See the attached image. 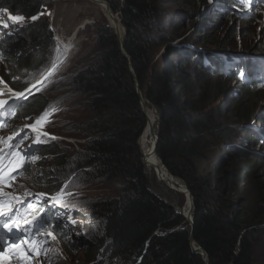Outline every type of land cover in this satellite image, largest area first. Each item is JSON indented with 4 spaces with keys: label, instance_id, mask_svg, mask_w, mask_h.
Masks as SVG:
<instances>
[{
    "label": "trees",
    "instance_id": "obj_1",
    "mask_svg": "<svg viewBox=\"0 0 264 264\" xmlns=\"http://www.w3.org/2000/svg\"><path fill=\"white\" fill-rule=\"evenodd\" d=\"M35 1L0 0V9L10 13L23 9L32 13ZM106 1L112 12H118L119 0ZM121 5V25L125 30L123 50L112 28H101L93 63L74 73L69 80L70 90L66 96L72 110L68 112L61 105L67 130L74 135L79 133L77 137L86 140L82 153L77 154L73 161V170L80 171L90 182L108 181L123 187L116 199L92 206L96 217L103 221L102 236L96 235L93 243V258L102 255L107 264H204L199 254L191 252L188 223L148 189L138 146L146 119L140 108L136 78L140 93L158 115L159 159L170 175L186 184L192 195L194 241L207 255L208 264H256L253 239L264 225V207L249 205L238 210L237 204L230 196H225L224 189L219 190L216 183L228 181L234 189L248 179L254 188L263 189L264 166L260 161L263 157L246 150V154L252 157H240L238 166L230 171L223 170V176H220L218 166L221 161L220 155L219 158L216 156V143L222 138L227 139L229 132L216 119V112L226 115L224 110H207L205 107L203 97L212 88L200 85L201 81L194 77L191 60L187 62L186 58L195 53L188 47H181L177 61H164L160 73L155 75L151 66L152 53L147 45H157L151 39L143 38L146 32H142L151 27L149 21L154 18L151 16L154 14L153 5L150 0H122ZM214 21L216 27L220 25L219 18ZM29 34L28 39H23L21 33L4 26V37L0 38V65L7 67L6 72L1 67L0 78L12 90H24L52 64L53 50L49 45L53 38L47 26L39 25ZM194 51L203 55L201 51ZM42 54L45 55L44 61L36 66ZM207 55L202 70L209 80L233 79L241 84L244 91L255 85L250 80L254 69L263 67L260 62L246 59L239 61L242 65L238 71L220 69L219 63L223 64L224 60L216 55ZM14 68L16 75L24 81L9 79L7 72L13 74ZM241 70L243 77L238 75ZM30 72H33L31 76ZM34 95L27 96L6 113L3 123L11 125L10 132H18L25 127L24 124L32 122L30 117L39 114L45 103L39 94ZM76 97L79 100L76 101ZM72 102H76L79 114L87 117L80 125ZM251 129L249 131L254 135H248L242 143L254 147L262 133ZM42 130L49 132L45 127ZM220 133L224 135L220 137ZM36 137L33 136L32 144L37 150ZM240 146L235 148L244 151L242 144ZM226 148L232 147L228 145ZM42 153L48 152L44 149ZM12 160L17 163L12 167L17 168L13 175L16 176L14 181L18 192H57V185L48 180L55 170L44 168L37 177L23 158L15 155ZM210 161H215L211 179L201 170ZM38 162L34 161L35 166ZM259 193L263 202L264 194L261 190ZM64 211L67 210L61 208L60 212ZM43 222L50 224L49 221ZM51 224L57 238L64 241L66 230L62 224L56 219Z\"/></svg>",
    "mask_w": 264,
    "mask_h": 264
},
{
    "label": "rangeland",
    "instance_id": "obj_2",
    "mask_svg": "<svg viewBox=\"0 0 264 264\" xmlns=\"http://www.w3.org/2000/svg\"><path fill=\"white\" fill-rule=\"evenodd\" d=\"M103 1L110 8L109 3L106 0ZM150 1L154 10V14L151 16L154 18L149 21L151 27L142 32H146L143 38L151 39L154 45H157L155 47L150 44L147 45L152 53L151 66L155 75L160 73L164 61L172 63L177 61L180 48L187 46L193 50L192 53H195L186 58L187 62L191 60L190 65L194 77L201 81L200 85L205 84L212 88L207 90L208 95L203 97L205 98V107L207 110L225 111L226 116H221L216 112V119L226 126L229 132L227 139L222 138L218 144L216 143V156L219 158L220 155L221 161L218 166L220 176H223V170L230 171L234 166H238L240 157H252L246 154V150L263 157L260 161L264 166V84L252 86L253 89L250 87L251 89L248 88L249 91H244L238 81L223 77L220 80H209L205 71L202 70L203 61H207V53L224 59L225 64L224 62L223 64L219 63L220 69L229 70L233 68V71H238L241 67V65L236 67L239 65V61L243 62L246 59L257 61L256 63L263 61L264 67V0ZM121 4L122 0H119L118 12H112L111 8L110 12L121 30L122 37H124L125 30L121 25L120 17ZM98 7L99 4H93L86 0H36L32 13L23 9L17 11V13L5 12L0 9V27H4L6 24L13 32L21 33L23 39H28L30 37L29 33L36 30L37 26H47L48 33L53 38V42L49 45L50 49L53 50L52 62L56 56L58 58L63 53L61 43L68 44L70 42L68 47L72 46L70 56L65 62L59 58V62L65 64L62 65L59 71L53 72L47 77L44 76V73L37 76L27 86V89L32 88L33 85L36 87L32 88L30 93L25 91V96L34 93L35 95L39 94L42 97V102L45 103L42 108L40 107L37 116L30 117L32 120L30 124L39 118L46 109H49L50 105H55L58 109L55 113L60 116H56L55 113L52 114L49 117V122L44 126L49 130L47 133L50 135L42 137L43 142L38 143L37 150L35 149L36 146L31 143V140L33 142V136L30 132L25 133L21 138V140H29L31 144L25 142L22 147L24 152L28 151L25 154L29 159L30 167H32L31 171L34 175L40 177V173L44 168L55 170L54 174L51 172L52 175H49L48 180L54 181V184L57 185V192L38 191V194L33 195L41 197L40 194L43 193L51 198L63 189L65 203L58 207L67 211L60 213L58 221L65 228L66 237L64 241H62V238L47 239V243H44L42 248L38 245V253H28L30 259L24 260L20 255L23 249L13 248L11 243L19 244L24 239L25 233L15 229L12 233H8L7 230L3 231L0 227V264H107L102 255H100V258H97V255L93 258L91 254L94 252L95 236H102L103 223L101 218L96 217L92 206H98L106 201L116 199L121 194L123 187L118 183L108 181L97 182L92 180L90 182L84 175L80 174V171L73 170V161L77 154L82 153L86 140L77 137L79 133L78 135L70 133L66 127V116H62L63 106L68 112L70 109L72 110L66 96L70 90L69 80L71 76L83 67L93 63L96 40L101 28L111 26L106 13L101 11L102 7H99L100 9ZM9 16H22L24 19L13 22L9 19ZM216 18L220 20V25L217 27L214 24ZM29 30L31 31L28 33ZM194 49L204 52L203 55L197 54ZM29 55L30 53L27 56ZM169 55L173 57L170 58ZM43 57L45 55L42 54L39 61H36V66L44 61ZM212 66L214 67V65ZM1 67H4L3 70L6 72V66L0 65V69ZM15 70L16 68H14L13 74L7 72L9 79L24 81L25 79L16 75L17 70ZM32 74L33 72H30V76ZM252 78L263 80L264 69H257V73ZM31 79L33 78L29 80ZM0 81L3 80L0 78ZM40 81H43L44 84L38 83ZM0 85L1 91H3V88L10 89L4 81ZM220 92H223L222 96ZM77 100L79 99L76 97ZM53 101H56V103H53ZM72 105L76 109L75 113L77 112L80 125L83 120L86 121L87 117L81 115V113L79 114L76 102H72ZM65 115L68 116V114ZM30 124H24V126ZM251 128L261 130L262 133V138L256 142L254 147H251L249 143H242V140L248 135H254L252 134L253 131H249ZM0 132V137H3L4 140L9 137V132L6 129L0 127ZM223 135V133H220L219 136L222 137ZM25 137L27 138L25 139ZM241 144L244 151L235 148L236 145L240 146ZM228 145H231L232 148L229 150L226 148L225 150V146ZM138 146L142 159L145 152L142 149L140 138ZM44 149L48 153H42ZM34 155L39 156V159H37L39 162L36 166L32 159ZM214 163L215 161H210L201 168L203 173L208 175L210 179L213 175ZM155 171L149 167L144 166L143 168L151 194L167 205L170 204L173 209L185 207V195L176 193L160 183L157 180ZM162 172L165 173L163 170ZM244 182V184L235 186L234 189L228 181H220L216 185H219V190L224 189L225 196H230L233 203L237 204L238 210L249 205L264 207V201L261 202L259 193V190H261L264 194V188H254L253 182L248 179ZM233 190H236V192L234 193ZM29 200H32V198H29ZM240 200H243V203H240ZM27 219H31V217ZM20 225L25 226L24 222ZM34 229L40 228L33 225V233L35 232ZM260 229L262 230L257 232L256 237L253 239L254 248L256 249L254 256L256 264H264V225ZM49 231L53 230L40 229L38 236L32 233L28 235L31 239L43 241L47 238ZM27 246L24 245V248H27Z\"/></svg>",
    "mask_w": 264,
    "mask_h": 264
},
{
    "label": "snow or ice",
    "instance_id": "obj_3",
    "mask_svg": "<svg viewBox=\"0 0 264 264\" xmlns=\"http://www.w3.org/2000/svg\"><path fill=\"white\" fill-rule=\"evenodd\" d=\"M9 19L13 22H19L24 19L22 16H9ZM35 19V17H33ZM7 27V25H4ZM54 71V69H53ZM52 72L49 73L51 75ZM238 75L243 77L244 72L241 70L238 72ZM3 81H0L2 83ZM41 85L43 84V81L38 82ZM36 86L33 85L32 88H35ZM32 88L26 89V93L32 92ZM26 93H16L17 98L25 97ZM3 93L0 92V95ZM9 103L8 100H0V109H3L5 105ZM58 109L55 105H50L49 109H46L44 113L41 114L39 118H37L32 124L27 125L32 132L37 134L36 140H34V143H41L43 142L42 137H48L50 134L47 132L42 131L44 126L49 122V117L54 114ZM27 137H25L26 139ZM54 139V137H52ZM14 139V137L10 136L7 138L8 141V148L9 151L5 152L3 147H0V227L3 229H6L8 233H12L13 229L19 232L25 233L24 239L19 243H11V247L17 248V249H23L21 251L20 255L22 259L29 260L30 257L28 255L29 251H37L38 253V245L42 248V245L44 243H47V239H56V236L54 234V231H49L47 233V238L43 241L31 239L29 237V233H32L33 235H39L40 229H36L33 233L32 226L36 224L40 219V215H31V219H25L24 225L21 226L19 224V220L22 218V216L26 217L29 216L31 213V210H33L35 207L38 206L39 201H37V204L34 205L31 202L25 205L23 209L20 208V205L24 204V198L23 197H13L12 199L15 200V203L12 202V200H6L5 196L8 194L4 192V189L13 187V184L9 181H14L16 179V176L13 175L14 172H17V168L15 167H9V165L13 164L12 156L15 149H19L20 144L23 143V140L19 141L15 145L11 143V141ZM5 142L3 137H0V145H3ZM15 155L17 157L23 158L25 162L27 161L26 155L23 154V152H16ZM32 159L35 161L39 159L38 157H32ZM7 160L8 163L5 164L4 161ZM23 166L21 165V168ZM7 177V179H5ZM41 196H44L45 194H40ZM70 195V194H69ZM65 197V192L63 189L57 193L55 196H52L49 200L50 203H55L57 206L61 205ZM6 217L7 219H3ZM75 223L74 221H72ZM42 227V226H41ZM24 245H30L29 248H24Z\"/></svg>",
    "mask_w": 264,
    "mask_h": 264
},
{
    "label": "bare ground",
    "instance_id": "obj_4",
    "mask_svg": "<svg viewBox=\"0 0 264 264\" xmlns=\"http://www.w3.org/2000/svg\"><path fill=\"white\" fill-rule=\"evenodd\" d=\"M86 1H89V2H92L93 4H99V7L101 8V11H103V13H106L107 17H108V10H107V4L106 2H104L103 0H86ZM228 1V0H227ZM96 6V5H95ZM98 7V8H99ZM99 8V9H100ZM109 19V17H108ZM110 20V19H109ZM108 20V21H109ZM111 23V25L115 26V24L112 23V21L110 20L109 21ZM184 41V40H183ZM70 43V42H69ZM68 44H65V43H61V48L63 50V53L57 58H55V60L53 61V69H54V73L59 71L60 68L62 67V65L64 64L65 60L69 58L70 56V50H71V47H68ZM184 44V43H183ZM184 47H187V46H183L182 48ZM63 60V64H61L59 62L60 59ZM7 63V62H6ZM8 65V64H6ZM65 65V64H64ZM242 65V64H240ZM9 66V65H8ZM4 68V67H3ZM7 68V67H5ZM240 68V67H239ZM53 72V71H52ZM253 76V75H252ZM257 76V75H256ZM255 77V76H254ZM258 77V76H257ZM46 79V78H45ZM240 80V79H239ZM238 83V82H237ZM252 83V82H251ZM44 84V83H43ZM37 85V83H36ZM251 86V85H250ZM251 89V88H249ZM253 89V87H252ZM3 97H0V100H7V99H10V103L12 104L14 102L13 100V97H15L16 95L14 94V92L8 88H3ZM1 95V96H2ZM152 107V106H151ZM150 106H147V113L146 115L148 116L149 118V123L146 125V127L144 128L143 132H142V135L140 137V143H141V146H142V149L144 150L145 152V167L146 168H152L154 169L156 175H158L157 177V180L164 184L165 186L167 187H170V189H173L175 190L176 193H182L184 192V188L182 187V185L180 183H178L177 180H172L171 178H169L165 173L162 172L158 162H157V156L155 153H153V146H154V140L151 138V131L152 130H155V123H156V116H155V113H154V110L153 108H151ZM142 160V159H141ZM177 184V185H176ZM58 206H55V208H57ZM187 207H188V204L186 203L185 204V209H184V212H185V215H187ZM61 208H58L57 209V212L60 214Z\"/></svg>",
    "mask_w": 264,
    "mask_h": 264
},
{
    "label": "water",
    "instance_id": "obj_5",
    "mask_svg": "<svg viewBox=\"0 0 264 264\" xmlns=\"http://www.w3.org/2000/svg\"><path fill=\"white\" fill-rule=\"evenodd\" d=\"M60 1H72V0H60ZM107 10H108V17H109V19L112 21L113 24H115V26L111 25L110 28H112L114 30V34L118 38V40L120 42V45H121V49L123 50V37H122L121 30L118 27V25L116 24V20L113 17L112 13L110 12V8L108 7V5H107ZM52 64L49 67V69L44 73V76H46V77L49 76V73L53 71V65ZM134 82H135L136 91H137V94H138V97H139V100H140V108H141L143 114L145 115L146 125H147L149 123V118L146 115V110H147V106H150V105L148 104V102L143 98L142 94L140 93L139 86H138V82H137L136 78H134ZM151 108H153V110L155 112V115H156V126H155V130H152L151 131V138L154 140V146H153V151L154 152L153 153H155L156 156H157L156 159H157V162H158L161 170H163L165 172V174L169 178H171L172 180H177L182 185V187L184 188V192H182L181 194L185 195L184 196L185 197V204L186 203L188 204V207H187V215H185V212H184V209L185 208L184 207L174 208V211H175V213L177 215L183 217L185 219V221L188 223V225L190 226V229L191 230H190V233H189L188 241H189V245H190V248H191V252L193 254H199L203 258L204 264H208V257H207V255L204 253V251L199 246L196 245V243L194 241V232H193V221H194V212H193V210H194V206H193V198H192V195L190 194V192H189L186 184L183 181H181L180 179H178V178L173 177L172 175H170L168 173V171L166 170L165 166L162 164V162L159 159L158 152H157L158 151V126H157L158 115H157L156 109L154 107H151ZM144 156H145V153H144ZM144 156H143V158L141 160V163L143 165V168H144V166H146L145 163H144V161H145V157ZM157 177H158V175H157ZM160 182H162V181H160ZM174 189H173V191H175ZM170 190H172V189H170ZM163 203H165V202H163ZM185 204H184V206H185ZM167 206L172 207L170 204L167 205Z\"/></svg>",
    "mask_w": 264,
    "mask_h": 264
},
{
    "label": "clouds",
    "instance_id": "obj_6",
    "mask_svg": "<svg viewBox=\"0 0 264 264\" xmlns=\"http://www.w3.org/2000/svg\"><path fill=\"white\" fill-rule=\"evenodd\" d=\"M56 57H57V56H56ZM56 57H55V58H56ZM54 60H55V59H54ZM54 60H53V61H54ZM223 60H224V59H223ZM224 62H225V61H224ZM52 63H53V62H52ZM238 64L240 65V62H239ZM50 66H51V65H50ZM237 66H238V65H237ZM48 69H49V68H48ZM26 88H27V87H26ZM26 88H25V89H26ZM25 89H24V90H25ZM11 90H12V89H11ZM13 91H15V92H21V91H16V90H13ZM22 91H23V90H22Z\"/></svg>",
    "mask_w": 264,
    "mask_h": 264
}]
</instances>
